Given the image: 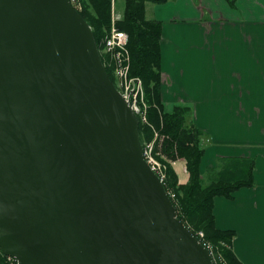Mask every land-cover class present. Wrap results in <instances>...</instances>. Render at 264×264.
Listing matches in <instances>:
<instances>
[{
    "label": "water",
    "instance_id": "95a60500",
    "mask_svg": "<svg viewBox=\"0 0 264 264\" xmlns=\"http://www.w3.org/2000/svg\"><path fill=\"white\" fill-rule=\"evenodd\" d=\"M70 0H0V250L17 264H213L143 154Z\"/></svg>",
    "mask_w": 264,
    "mask_h": 264
},
{
    "label": "crops",
    "instance_id": "0c3cea01",
    "mask_svg": "<svg viewBox=\"0 0 264 264\" xmlns=\"http://www.w3.org/2000/svg\"><path fill=\"white\" fill-rule=\"evenodd\" d=\"M146 13L162 22L164 110L189 107L206 134L202 176L215 177L225 158L254 162V184L216 196L214 215L218 229L235 231L242 264H264V0H171ZM173 168L186 183V161Z\"/></svg>",
    "mask_w": 264,
    "mask_h": 264
},
{
    "label": "trees",
    "instance_id": "16d2710c",
    "mask_svg": "<svg viewBox=\"0 0 264 264\" xmlns=\"http://www.w3.org/2000/svg\"><path fill=\"white\" fill-rule=\"evenodd\" d=\"M168 1L171 0H126L123 16L117 22L118 29L125 31L129 36L130 73L141 78L144 83L149 122L143 123L139 120L140 139L141 142H149L158 131L165 136L164 152L173 160L185 159L188 181L180 183L172 166L168 168L167 180L163 181L177 209L178 217L202 243L211 245L214 255L221 256L227 264H242L232 250L235 231L220 230L216 227L214 198H233L234 192L241 187L252 186L254 162L244 158H225L221 160L222 171H215L216 176L205 183L200 165L206 149V134L195 124L189 123V107L176 106L171 112L164 110L161 99L162 22L147 17L146 5ZM84 5V10L80 13L91 26L101 50L103 38L111 29L113 0H84ZM102 60L108 75L115 83L112 69L103 56ZM200 231L204 233L203 237L199 235ZM0 264H17V261L0 250Z\"/></svg>",
    "mask_w": 264,
    "mask_h": 264
},
{
    "label": "built area",
    "instance_id": "2783aa9c",
    "mask_svg": "<svg viewBox=\"0 0 264 264\" xmlns=\"http://www.w3.org/2000/svg\"><path fill=\"white\" fill-rule=\"evenodd\" d=\"M72 6L76 8L79 12L83 10L84 4L83 0H70ZM121 14L117 13L114 4L112 6V26L110 32L107 34L106 38L103 39V47L109 55V62L106 61L107 65L113 70L114 76L116 77L115 86L129 104V106L135 111L139 120L145 123L148 121L147 108L144 103L143 96V83L141 78L132 76L130 73L131 69V55L128 48L129 36L125 31H121L117 27V22L121 19ZM145 106V107H144ZM146 108V109H144ZM153 151V145L150 144L147 148H143V154L146 161L149 163L153 171L159 176L162 182L165 179V174L159 172L158 163L152 157L151 153ZM201 237L204 233L199 234ZM202 242L201 240H199ZM212 256L213 264H227L226 261L218 255H214L211 251L212 247L209 244H204ZM16 260L13 257H10Z\"/></svg>",
    "mask_w": 264,
    "mask_h": 264
},
{
    "label": "rangeland",
    "instance_id": "374dc122",
    "mask_svg": "<svg viewBox=\"0 0 264 264\" xmlns=\"http://www.w3.org/2000/svg\"><path fill=\"white\" fill-rule=\"evenodd\" d=\"M125 1L126 0H113L114 8H115L117 13H119V12L123 13V11L125 9ZM83 4H84V0H83ZM84 7H85V5H84ZM83 10H84V8H83ZM121 16H123V14ZM111 26H112V16H111ZM106 36L103 39H105ZM100 53H101V56H103L105 62L106 61L109 62V55H108L107 51L104 49L103 44H102ZM113 76H114V73H113ZM114 79H115V84H116L117 81H116L115 76H114ZM142 83H143V81H142ZM143 89H144V83H143ZM143 96H144V103H145L146 108H147V117H148V104H147L146 99H145V90L143 91ZM146 108H144V109H146ZM148 122H145V123H148ZM164 139H165V136L162 135L161 133L159 134V132L157 131V132H155V136H154L153 140H151L149 142L144 141V142H142V145H143V148H147V146H149L150 144L153 145V151L150 153H151L152 157L158 163L157 167H158L159 172H163L165 174L164 180H167L169 166L174 167L175 161H177V159H179V158H177L176 160H173L164 152V150H163ZM178 178H179V176H178ZM204 181H205V183H208L209 179L207 177H205ZM179 182L181 183L180 179H179ZM171 194L174 195V193H171ZM201 232L202 231H200L199 234Z\"/></svg>",
    "mask_w": 264,
    "mask_h": 264
}]
</instances>
